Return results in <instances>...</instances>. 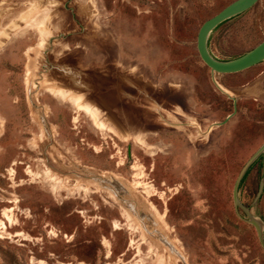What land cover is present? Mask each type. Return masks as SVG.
Listing matches in <instances>:
<instances>
[{
	"label": "rangeland",
	"instance_id": "1",
	"mask_svg": "<svg viewBox=\"0 0 264 264\" xmlns=\"http://www.w3.org/2000/svg\"><path fill=\"white\" fill-rule=\"evenodd\" d=\"M231 1L0 0V264H264V59L195 48ZM262 39L257 0L207 49Z\"/></svg>",
	"mask_w": 264,
	"mask_h": 264
},
{
	"label": "water",
	"instance_id": "2",
	"mask_svg": "<svg viewBox=\"0 0 264 264\" xmlns=\"http://www.w3.org/2000/svg\"><path fill=\"white\" fill-rule=\"evenodd\" d=\"M256 1L257 0H232L224 7H222L219 11H217L215 14L206 18L199 25L195 36V48L199 58L209 68L210 72H216V73L239 72L246 68H249L254 64L259 63L264 59V39L259 41L257 44H255L253 47L243 52L242 54L229 59H217L214 56H212L207 49L208 34L216 25H218L225 19L246 10L247 8L252 6ZM259 155H262L264 159V141L244 161V163L239 168L232 184L231 199L236 213H237L236 207H240L243 210V212L246 214L247 218L244 219L241 216H239L237 213V215L240 218L250 223L254 227L258 241L261 244V246L264 248L263 236H262V228L264 227V223H262L259 219L252 217L248 213V210L239 203L237 198V188L242 176L244 175L248 167L251 165V163ZM263 169H264V162H263ZM95 178L100 183L105 182L104 180H102L101 177L99 178V176H92V179ZM111 182L114 183L115 186H117L116 182L113 181ZM263 185H264V173L262 180L259 183L258 191L256 193L255 198L258 197Z\"/></svg>",
	"mask_w": 264,
	"mask_h": 264
},
{
	"label": "bare ground",
	"instance_id": "3",
	"mask_svg": "<svg viewBox=\"0 0 264 264\" xmlns=\"http://www.w3.org/2000/svg\"><path fill=\"white\" fill-rule=\"evenodd\" d=\"M99 178H100V177H99ZM94 180L97 181L96 178H95ZM102 180H104V179H102ZM104 181H105V182H108V180H104ZM97 182H98V181H97ZM113 182H115V181H113ZM98 183H100V182H98ZM116 183H117V182H116ZM116 183H115V184H116ZM112 184H113V186H114L115 189H119V188H120V185H119L118 183H117V186H115L114 183H112ZM4 215H5V214H4ZM5 217H6V216H5ZM8 220H9V219H8Z\"/></svg>",
	"mask_w": 264,
	"mask_h": 264
},
{
	"label": "trees",
	"instance_id": "4",
	"mask_svg": "<svg viewBox=\"0 0 264 264\" xmlns=\"http://www.w3.org/2000/svg\"><path fill=\"white\" fill-rule=\"evenodd\" d=\"M246 171H247V170H246ZM246 171H245V173H246ZM245 173H244V175H245ZM244 175H243V176H244ZM243 176H242V178H243Z\"/></svg>",
	"mask_w": 264,
	"mask_h": 264
}]
</instances>
